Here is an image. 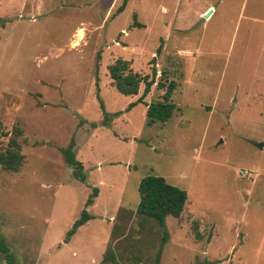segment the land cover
I'll return each mask as SVG.
<instances>
[{"label":"rangeland","instance_id":"374dc122","mask_svg":"<svg viewBox=\"0 0 264 264\" xmlns=\"http://www.w3.org/2000/svg\"><path fill=\"white\" fill-rule=\"evenodd\" d=\"M122 3L0 0V151L16 140L23 155L17 172L0 166L14 262L100 264L117 226L119 263L150 264L162 232L133 210L156 175L187 193L159 264H264V0H127L116 14ZM119 58L176 82L169 121L147 126L142 103L124 111L143 86L113 87ZM162 94L155 83L144 101ZM101 105L124 112L100 126ZM71 141L85 183L60 152ZM92 187L93 218L65 242Z\"/></svg>","mask_w":264,"mask_h":264},{"label":"trees","instance_id":"16d2710c","mask_svg":"<svg viewBox=\"0 0 264 264\" xmlns=\"http://www.w3.org/2000/svg\"><path fill=\"white\" fill-rule=\"evenodd\" d=\"M127 0H123L122 5L117 9L116 14L121 13L125 8ZM140 27L139 24H134ZM159 52V50H158ZM109 77L113 87L125 96H136L139 92L140 86H143L142 94L137 98L135 102H131L125 112L136 106L138 103H142L146 106V125L153 126L156 123H165L172 117L175 105L171 100L172 94L176 89V82L173 80L166 82H155L156 73L152 70V76L142 75L138 72L132 71L130 68V62L124 59H116L110 66H108ZM156 83L158 89L163 90L161 100H152L150 103H146L144 98L150 93L151 87ZM100 126H108L109 122L119 117L123 112H114L108 114L104 111L103 106ZM81 123V122H80ZM96 127L95 124L91 125ZM74 141H71L65 149H61L60 152L64 157L65 163L73 168V176L75 180L85 183L86 176L83 173V165L76 160L73 152ZM23 155L20 153V145L16 140H11L9 148L0 151V166L10 172H17L22 164ZM139 201L133 210V213L142 219H149L154 221L162 232L160 240V246L157 249L150 264H159L162 248L168 241V231L166 228L165 220L171 216L173 218H179L184 210L187 202V193L185 190L171 185L161 176L147 175L141 178L138 184ZM98 196V189L91 188L85 203L84 209L81 211L80 216L73 223L71 229L67 232L65 242L76 233V231L82 227L87 221L93 218L86 208L90 207L94 203V199ZM121 211V210H120ZM121 232L117 226H114L110 237L109 244L102 256L100 264H120L118 261V253L115 251V247L111 245L113 240L115 241ZM122 236V234H120ZM0 253L6 264H16L11 254L10 248L5 244L0 234Z\"/></svg>","mask_w":264,"mask_h":264},{"label":"water","instance_id":"95a60500","mask_svg":"<svg viewBox=\"0 0 264 264\" xmlns=\"http://www.w3.org/2000/svg\"><path fill=\"white\" fill-rule=\"evenodd\" d=\"M211 13H212V10H211V9L208 10V11L206 12V14L204 15V17L201 18V21L203 22L206 18H209V16L211 15ZM262 147H263V144H260V145L258 146L259 149H261Z\"/></svg>","mask_w":264,"mask_h":264},{"label":"crops","instance_id":"0c3cea01","mask_svg":"<svg viewBox=\"0 0 264 264\" xmlns=\"http://www.w3.org/2000/svg\"><path fill=\"white\" fill-rule=\"evenodd\" d=\"M211 10H212V13H211V15L209 16V18H206L205 20H209L210 18H212L213 17V14H214V11H215V9L214 8H210ZM209 9V10H210ZM32 17H34V16H32ZM204 17V16H203ZM35 18H33V20H34ZM135 102V101H134ZM98 197V196H97Z\"/></svg>","mask_w":264,"mask_h":264},{"label":"built area","instance_id":"2783aa9c","mask_svg":"<svg viewBox=\"0 0 264 264\" xmlns=\"http://www.w3.org/2000/svg\"><path fill=\"white\" fill-rule=\"evenodd\" d=\"M244 174H247V173H244Z\"/></svg>","mask_w":264,"mask_h":264}]
</instances>
